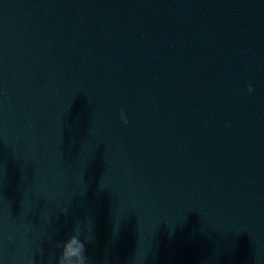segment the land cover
I'll return each mask as SVG.
<instances>
[{
    "label": "water",
    "instance_id": "obj_1",
    "mask_svg": "<svg viewBox=\"0 0 264 264\" xmlns=\"http://www.w3.org/2000/svg\"><path fill=\"white\" fill-rule=\"evenodd\" d=\"M76 220L91 264H264V78L224 0H0V264Z\"/></svg>",
    "mask_w": 264,
    "mask_h": 264
},
{
    "label": "clouds",
    "instance_id": "obj_2",
    "mask_svg": "<svg viewBox=\"0 0 264 264\" xmlns=\"http://www.w3.org/2000/svg\"><path fill=\"white\" fill-rule=\"evenodd\" d=\"M247 92H253L251 84L247 85ZM118 119L124 124L128 123L123 109L120 110ZM67 212V209L62 210V213L65 215ZM45 219L47 220V218ZM92 233L93 227L90 223L85 224L80 220H76L72 232L66 238L58 239L55 242V247L59 250L55 256V264H91L86 246L93 242Z\"/></svg>",
    "mask_w": 264,
    "mask_h": 264
}]
</instances>
